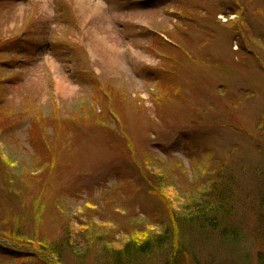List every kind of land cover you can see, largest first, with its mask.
Returning a JSON list of instances; mask_svg holds the SVG:
<instances>
[{"label":"rangeland","instance_id":"obj_1","mask_svg":"<svg viewBox=\"0 0 264 264\" xmlns=\"http://www.w3.org/2000/svg\"><path fill=\"white\" fill-rule=\"evenodd\" d=\"M100 1L91 68L71 0L55 36L48 0H0V264H264V0ZM179 2L171 47L143 32Z\"/></svg>","mask_w":264,"mask_h":264},{"label":"bare ground","instance_id":"obj_2","mask_svg":"<svg viewBox=\"0 0 264 264\" xmlns=\"http://www.w3.org/2000/svg\"><path fill=\"white\" fill-rule=\"evenodd\" d=\"M48 1H49V7L47 6L46 2H44L42 7L38 6L39 13H41V11H45L46 13H48L50 15V17H52V13H51L52 3H51V0H48ZM71 1H72L73 4H71V12H69V13H70V16L72 15L76 25L78 24V27H76L77 28V32H76L77 35H76V37L74 39V42L82 43L85 46V48L87 49V52L89 54L90 67L91 68H92L91 62L94 63L95 60H97V59L100 60L102 62V65L105 66V64H107L110 61H108V62L105 61V59H104V57L102 55L103 53L99 52V49H98L97 45L94 44V42L101 41V42L104 43V41L110 40L111 37H110L109 33H106V32H103V31L102 32H98L99 29H95L92 25L89 27V20L90 19L82 17L80 15V12H79V8L81 9L82 13L84 12V10H88V17H93V19L101 17V18L105 19V18H108V16L106 15V12H105L106 9H105L104 4L100 0H89L87 3L85 2L86 0H71ZM66 2H67V0H66ZM33 4H34V2H33ZM178 4H179V6H177L175 10H173V9L171 10V17H172L173 20L171 18H169L170 24H168L167 27L162 28V27L146 26V27H143L144 28L143 32L148 31L151 34H153V33L156 34L157 37H159L163 41H165L164 46L169 45L171 47L172 46V40H169V39H171V37H172L171 35H173V33H174V29H172V28H173L174 24H176L178 21L181 22V23L184 21L183 19L179 20L180 15L183 14L182 8H184V5L180 6L181 2H179ZM240 7H241V4H239L238 10H240ZM242 8H243L244 12H245V10H248L247 6H244ZM75 13H77L79 17ZM60 15L62 16V18L60 19V21L62 22L61 24L64 25L65 21L67 22V19L64 18L63 17L64 15H62L61 13H60ZM55 17L57 18V16H55ZM113 20H115V19H113ZM36 22H38V20ZM54 22H56L55 23L56 25L52 24L50 26V27L53 28V30H51L52 35L55 34L56 29L59 26L58 23H57V20L54 21ZM21 24L22 23L20 22L19 25H21ZM92 24H94V21L92 22ZM16 27L14 29H16ZM110 28L111 27L108 26V29H110ZM37 33H40V32L37 30ZM102 34H104V36H102ZM53 39H54V37H51L50 43H52L51 41ZM119 39H121V37H119ZM106 44H108V43L106 42ZM4 45L6 46L7 44H4ZM51 45L53 47V44H51ZM122 46L123 45H118L116 48H114V50H116V51L120 50L121 51V49L123 48ZM56 50L57 49H55V51ZM49 51L52 52V53H56L54 51V49H49ZM65 53H66V55H68L70 57H72V55H73V53L70 52V51H65ZM137 56L140 57V58L141 57L143 58V56H141V54L137 53ZM75 57H76V61H77V57L78 56H75ZM66 60L69 61V59H66ZM110 60L112 61L111 58H110ZM2 63H5V61L3 60ZM48 64L47 65L50 66V68L48 67V69H49L48 71H50V69H51L54 72V74H57L55 76V78H54V81H55V84H56V89L59 90L60 92H63L64 94L66 92L70 93V90L74 91L75 89L73 88V86H70V84H68L64 79L62 80L60 77H58L59 68H58V65L54 62V60L50 59L48 61ZM67 65H68V67H70L71 65H74V63H72V64L67 63ZM20 68L22 69L23 67H20ZM76 69H77V64L74 65V70L76 71ZM17 70L18 69H16L15 71H17ZM71 71L73 72V70H71ZM77 77H80V76H77ZM97 79H98V77H97ZM97 82H99V81L97 80ZM56 103H58V101L52 102V105L54 107V110H53L54 113L57 112L56 111V106H57ZM36 119L37 118H32L31 120L35 121ZM34 124H36V122ZM31 128H32V123L30 124V130H31ZM37 133L40 134L39 129L37 130ZM31 140L33 142H35L34 144L37 145L38 147H41V146L47 144L45 140L42 141V140H39L37 138H31ZM0 230H1V227H0ZM125 247H127V246L125 245ZM130 248H132L131 253H130V250H126V251L124 250V251L121 252V255L122 256H127V254L128 255L130 254L129 255L130 257H136V256L139 255V253H137L136 251L134 252L133 249L135 247L133 245H131ZM144 252H142V253H144ZM115 261H117V260L115 259ZM123 263H125V261H123Z\"/></svg>","mask_w":264,"mask_h":264},{"label":"trees","instance_id":"obj_3","mask_svg":"<svg viewBox=\"0 0 264 264\" xmlns=\"http://www.w3.org/2000/svg\"><path fill=\"white\" fill-rule=\"evenodd\" d=\"M220 200L221 199H219V201H217L215 203H209V202H207L206 209H201L199 211H195L193 214H192V212H190L188 215H186L187 216V219L189 220V221H187V223L195 225L196 228H198L201 232H203L206 224H208V223H212V224L215 223L214 220H216V218L220 217L221 218V221H222L223 217H221L220 215H221V213H224L225 211L223 210L224 209L223 208L224 201H220ZM201 205L203 206V208H205V205L199 204V202L197 203V207L198 206H201ZM156 239L157 240H160L161 237L160 236H157ZM132 245L134 247H136L137 250H135V251L137 253H139V255H144V253H142V252H144V251L146 252L150 248L149 247L150 244L148 242L146 243V241H143L142 243L136 242V243H134ZM128 247L129 246L127 244V247H126L127 249L126 250H129Z\"/></svg>","mask_w":264,"mask_h":264}]
</instances>
